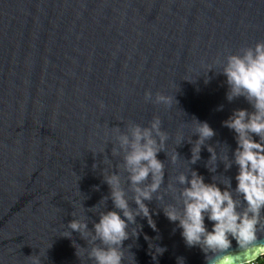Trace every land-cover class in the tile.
Listing matches in <instances>:
<instances>
[{
	"label": "water",
	"instance_id": "95a60500",
	"mask_svg": "<svg viewBox=\"0 0 264 264\" xmlns=\"http://www.w3.org/2000/svg\"><path fill=\"white\" fill-rule=\"evenodd\" d=\"M262 39L264 0H0V264H28L25 256L50 242L44 264H88L59 235L72 211L98 220L88 208L109 192L98 153L109 126L146 124L159 114L170 151L178 130L191 136L195 116L216 131L212 143L234 149L235 134L222 121L250 105L227 101L226 78L213 61ZM209 67L215 70L207 73ZM146 90L175 95L179 103H146ZM190 147L177 148V165L158 154L169 175L185 166ZM201 155L192 167L210 182L209 153ZM235 173L234 166L225 175ZM149 207L157 209L154 201ZM157 212L158 232L137 218L143 230L125 241L135 260L129 253L127 264H177L181 256L185 264H205L199 247H187L181 230ZM145 234L166 247L163 255L153 259ZM73 238L85 245L78 233ZM252 255H264V248Z\"/></svg>",
	"mask_w": 264,
	"mask_h": 264
},
{
	"label": "clouds",
	"instance_id": "9594fccd",
	"mask_svg": "<svg viewBox=\"0 0 264 264\" xmlns=\"http://www.w3.org/2000/svg\"><path fill=\"white\" fill-rule=\"evenodd\" d=\"M213 63L220 65L221 70L209 67L207 73L215 70L226 78L227 101L243 98L250 105V109H234L222 121L223 127L234 132L236 147L231 149L219 140L212 143L216 131L195 116L190 120L191 136L184 139L183 131L178 130L176 146L170 151H166L170 133L163 128L159 114L146 124L128 120L123 126H109L105 135L110 139L98 152L107 165L102 176L109 192L88 208L98 220L72 211L73 218L59 235L72 240L80 260L85 257L88 264H127L130 253L135 262L131 245L125 246V241L139 238L143 225L138 217L146 219L149 227L158 232L153 219L157 209L181 230L187 247H199L205 264H250L254 259L252 252L264 248V39L234 52L227 51L223 59L217 56ZM207 73L205 83L210 79ZM144 100L165 108L179 103L175 95L160 91L153 94L151 90L145 91ZM223 107L220 105L217 110ZM185 142L191 145L190 158L183 157L185 166L169 175L165 160L177 165L182 157L177 148ZM109 145L110 155L106 151ZM205 149L209 156L204 167L212 174L210 182L192 167L202 160ZM161 152L165 160L158 158ZM221 165L223 171H219ZM97 166L92 165L94 169ZM234 166L235 176L225 175ZM108 200L112 202L110 209ZM153 201L157 209L149 207ZM99 204L104 207L95 212ZM206 219L211 222V229ZM73 233L85 241L84 246L73 238ZM144 238L153 259L167 250L147 234ZM158 239L159 236L155 238ZM51 246V242L46 243L39 252L25 256L28 264H44ZM177 264H185L184 257H177Z\"/></svg>",
	"mask_w": 264,
	"mask_h": 264
},
{
	"label": "built area",
	"instance_id": "2783aa9c",
	"mask_svg": "<svg viewBox=\"0 0 264 264\" xmlns=\"http://www.w3.org/2000/svg\"><path fill=\"white\" fill-rule=\"evenodd\" d=\"M261 261H264V255H261L257 259L250 262V264H261Z\"/></svg>",
	"mask_w": 264,
	"mask_h": 264
},
{
	"label": "trees",
	"instance_id": "16d2710c",
	"mask_svg": "<svg viewBox=\"0 0 264 264\" xmlns=\"http://www.w3.org/2000/svg\"><path fill=\"white\" fill-rule=\"evenodd\" d=\"M261 264H264V261H261Z\"/></svg>",
	"mask_w": 264,
	"mask_h": 264
}]
</instances>
